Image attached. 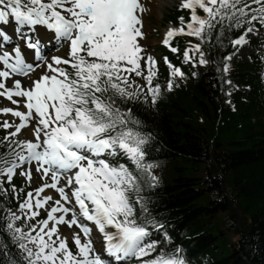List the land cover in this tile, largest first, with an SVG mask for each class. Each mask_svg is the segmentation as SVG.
Returning a JSON list of instances; mask_svg holds the SVG:
<instances>
[{
  "label": "snow or ice",
  "instance_id": "1",
  "mask_svg": "<svg viewBox=\"0 0 264 264\" xmlns=\"http://www.w3.org/2000/svg\"><path fill=\"white\" fill-rule=\"evenodd\" d=\"M179 10L189 17L162 44L176 54L174 38L194 37L183 61L215 62L231 105L230 62L264 30V0ZM143 12L141 0H0V98L11 105H0V264H190L145 195L158 164L134 107L154 106L186 74L165 56L166 87L154 83Z\"/></svg>",
  "mask_w": 264,
  "mask_h": 264
},
{
  "label": "trees",
  "instance_id": "2",
  "mask_svg": "<svg viewBox=\"0 0 264 264\" xmlns=\"http://www.w3.org/2000/svg\"><path fill=\"white\" fill-rule=\"evenodd\" d=\"M260 68L257 61L234 66V77L248 87L235 96V111L217 98L213 67L203 68L156 105L134 107L154 137L155 161L163 164V182L148 194L152 214L168 224L194 263L264 264ZM233 214L243 227L238 246H228L223 231L236 227Z\"/></svg>",
  "mask_w": 264,
  "mask_h": 264
},
{
  "label": "rangeland",
  "instance_id": "3",
  "mask_svg": "<svg viewBox=\"0 0 264 264\" xmlns=\"http://www.w3.org/2000/svg\"><path fill=\"white\" fill-rule=\"evenodd\" d=\"M177 0H169V3L167 4V6L163 9L162 13L163 15H165L167 13L168 10L173 9V7L175 6ZM161 16V12L160 10L157 9H153L150 12L146 13V28H147V34H148V38L147 40L154 44V47L152 50V54L157 56L158 52H157V48H156V43L158 41V39L161 36V32L162 29L161 27L164 26L163 25V21L160 19ZM159 33V36L157 37L155 34ZM258 36H251V39H256ZM264 50V43L259 41V42H255V43H251L247 46H245L237 55H235L233 58H239V59H243V60H247L249 57V54L254 52V51H260V50ZM147 50V49H146ZM3 103H1L0 105H3ZM36 184H33V186Z\"/></svg>",
  "mask_w": 264,
  "mask_h": 264
},
{
  "label": "bare ground",
  "instance_id": "4",
  "mask_svg": "<svg viewBox=\"0 0 264 264\" xmlns=\"http://www.w3.org/2000/svg\"><path fill=\"white\" fill-rule=\"evenodd\" d=\"M168 0H152V2L149 4L148 0L146 3H144V9H147L148 5H152V8H159L160 11L163 10V8L167 5Z\"/></svg>",
  "mask_w": 264,
  "mask_h": 264
}]
</instances>
